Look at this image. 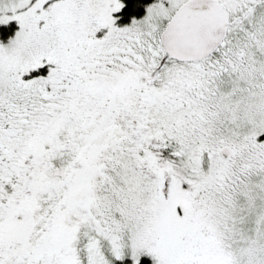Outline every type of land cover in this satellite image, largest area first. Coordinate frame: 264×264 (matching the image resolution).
<instances>
[{
	"label": "flooded vegetation",
	"instance_id": "obj_1",
	"mask_svg": "<svg viewBox=\"0 0 264 264\" xmlns=\"http://www.w3.org/2000/svg\"><path fill=\"white\" fill-rule=\"evenodd\" d=\"M83 1L89 7L84 20L74 7ZM234 1L240 3L241 20L237 26L250 29L252 45H244L241 39L231 36L230 17L224 42L213 54L198 61L167 57L161 47V34L169 20L159 30L156 18H129L122 14V0H48L43 4V12L39 9L37 24L43 29L47 23L57 27L58 69L56 64L44 60L28 74L42 87L39 100L45 103L48 116L73 130L69 141L64 138L65 142L60 131L56 132L59 146L50 160L46 183L52 177L68 175L59 191L63 196L78 186L94 189L102 208L96 217L107 231L117 228L121 242L126 243L125 254L130 250L135 221L115 205L121 203L123 179L133 172L129 160L138 156L145 160L138 171L146 182L141 200L159 201L164 213L170 212L176 199L174 189L180 185L182 191L192 195L194 209L201 212L200 218L204 220L212 209L218 208L225 211L223 220L227 221L241 205V198L251 192L255 184L252 178L264 170V152H260L261 147L264 151V129L258 127L264 125V0ZM44 14L48 22L42 18ZM66 22L70 26L62 28ZM132 87L138 89L133 99L140 102L158 100L164 93L170 116L180 109L187 113L184 127L147 124L138 115L148 117L154 103L138 110L121 104ZM105 121L114 122V127L109 128L107 138L95 143L91 138L98 135L97 129ZM244 128L253 134V144L245 140ZM189 130L200 134L195 145L201 146L202 151L195 169L188 166L186 154L187 145L192 142ZM41 136L45 138L46 134ZM135 144L141 146L138 154L132 148ZM214 157L224 165L226 176L211 188L201 186ZM72 163L73 168L68 169ZM24 178L14 179L8 185L18 197L15 201L33 193L26 188L28 182ZM55 195L42 193L47 209L56 200ZM183 215L184 206L176 205L172 217ZM217 215L218 212L213 213L211 218ZM22 216L26 212L13 218ZM156 226L161 230V224ZM90 231L87 224H81L77 264H89L88 243L93 234ZM40 234L25 230L13 247L23 256L0 254V264H43L34 243ZM101 243L106 241L102 238ZM109 248L104 251L107 259L111 256Z\"/></svg>",
	"mask_w": 264,
	"mask_h": 264
},
{
	"label": "rangeland",
	"instance_id": "obj_2",
	"mask_svg": "<svg viewBox=\"0 0 264 264\" xmlns=\"http://www.w3.org/2000/svg\"><path fill=\"white\" fill-rule=\"evenodd\" d=\"M46 1L48 0H0V254L23 256L13 250L18 244L17 238L23 236L25 230L31 234L35 230L41 233L34 243L43 264H77L76 244L81 224L85 223L92 230L90 233H93L90 234L88 243L89 264H115L126 258L136 262L147 253L152 257L153 264H264L263 169L252 178L255 184L252 185L251 192L249 190L241 198V205L227 221L223 220L225 211L218 208L212 209L205 220L200 218L202 214L194 209L192 195L182 191L180 185H175L174 192L177 195L175 194L176 199L172 202L173 210L162 219L161 215L165 211L159 201L141 200L146 182L138 171L145 160L139 156L129 160L132 162L133 172L123 179L121 203L115 205L120 207L127 218L135 221L128 254H125L126 243L121 242L117 228L114 227L111 232L100 225V218L96 217V213L102 208L94 189L78 186L63 196L59 191L67 182L68 175L52 177L46 183L47 174H50V160L54 156V149L59 146L56 144V132L60 131L65 142L64 138L69 141L73 131L71 127L56 123L48 116L45 103L39 100L42 87L32 78V74H28L33 67L42 65L41 61L44 60L56 64L55 69H58L55 55L58 46L57 27L47 23V28L43 29L36 22L39 9L43 12L42 7ZM184 1L186 0H157L147 7L146 15L151 11L156 12V20L159 22L156 29L161 30ZM220 1L231 13V36L241 39L244 45H252L253 35L250 29L237 26L241 20L238 16L240 3L234 0ZM117 2L119 1L114 4L116 7ZM86 3L78 2L74 6L82 20L88 16L89 7ZM45 9L51 10L49 7ZM42 16L48 22L47 15ZM11 25L16 26L12 34L7 30ZM65 26H70V23L61 25L62 28ZM5 34L7 37L3 38L2 35ZM249 49H252L251 46ZM237 52L238 49L235 53ZM139 81L144 84L140 79ZM136 92L138 89L132 87L121 104L138 110L140 106L146 107L147 104L154 103L146 117H150V120L137 113L147 124H164L165 128L173 129L182 125L184 127L187 113L180 109L170 116L164 93L158 100H145V103L133 99ZM114 124L112 121L101 123L97 129L98 135L91 139L95 143L104 140ZM244 129L245 140L253 144V134L249 129ZM259 129H264V125ZM187 133L192 140L187 145L188 166L195 169L200 164L202 151L201 146L195 145L200 134L194 130ZM42 134H46V137H43L44 141L38 142ZM47 145L54 148L50 150L46 148ZM139 147L141 148L139 144H135L132 148L137 153ZM260 152H264L262 147ZM217 160L213 158L210 173L201 186L211 188L224 180V165ZM73 165L74 163L68 169H72ZM23 176H26L24 179L28 182L26 188L33 193L23 195L19 201H15L18 197L8 185ZM43 192L56 194V200L49 209L46 198L41 196ZM179 204L184 206V215L172 217ZM22 212H26V216L13 218ZM216 212L217 218H211ZM156 223L161 224V230H158ZM102 238L106 241L104 245L101 243ZM21 246L22 252L26 253L27 249ZM108 246L111 256L107 259L104 251Z\"/></svg>",
	"mask_w": 264,
	"mask_h": 264
},
{
	"label": "water",
	"instance_id": "obj_3",
	"mask_svg": "<svg viewBox=\"0 0 264 264\" xmlns=\"http://www.w3.org/2000/svg\"><path fill=\"white\" fill-rule=\"evenodd\" d=\"M230 17L220 0H186L163 30L161 47L169 58L203 60L226 39Z\"/></svg>",
	"mask_w": 264,
	"mask_h": 264
},
{
	"label": "trees",
	"instance_id": "obj_4",
	"mask_svg": "<svg viewBox=\"0 0 264 264\" xmlns=\"http://www.w3.org/2000/svg\"><path fill=\"white\" fill-rule=\"evenodd\" d=\"M157 0H122V2L124 3V7L122 9V14L129 17V18H145V20H147L149 17L152 18H157L156 17V12L151 11V13H149L148 15H146V10L147 7L149 5H151L152 3H154ZM16 26H12L9 27V33L12 34L14 29ZM3 38L7 37V34L2 35ZM261 125H259L258 127H260ZM40 141H43V137L39 136ZM164 214H170L169 212L167 213H163L161 216H163ZM115 264H153V259L152 257H150V255L147 254H143L142 256H140L139 260L136 262L131 261L130 259H126V260H118L115 262Z\"/></svg>",
	"mask_w": 264,
	"mask_h": 264
}]
</instances>
